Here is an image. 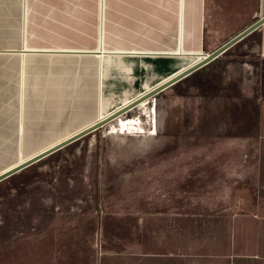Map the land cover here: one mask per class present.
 I'll use <instances>...</instances> for the list:
<instances>
[{
  "label": "rangeland",
  "instance_id": "rangeland-1",
  "mask_svg": "<svg viewBox=\"0 0 264 264\" xmlns=\"http://www.w3.org/2000/svg\"><path fill=\"white\" fill-rule=\"evenodd\" d=\"M179 1L27 0L34 20L27 23L24 42L32 48L61 50L52 52H87L97 50L99 44L105 51L109 47L113 51L120 45H131L142 46L143 51L169 52H116L126 56L114 57V63H136V58L130 55L142 54L137 63L142 64L143 72L106 88L100 107L106 112L105 103L116 102L117 96L133 97L147 87H154L163 78L170 55L175 54L173 59H180L181 63L192 64L199 60V53H208L230 37L212 34L206 25L208 33L204 34L202 45L192 35L190 45L186 44L184 51L178 49V37L174 36L172 44L167 23L169 27L174 23L177 33L182 6ZM6 7L0 1V51L20 42L17 30L8 29ZM262 14L264 5L258 18ZM19 17L14 18L16 26H20ZM212 25L217 29L220 26ZM141 29L161 35L158 38L142 35L140 40ZM254 46L255 40L247 36L208 69H199L134 108L122 118L130 120L125 131H119L112 121L1 181L0 251H6L11 243L28 239L33 250L30 263L37 264L40 230L44 231L45 226L54 229L55 224L62 226L70 221L77 234L71 247L59 242L62 251L90 256L91 244L95 243L96 250L101 251L102 245L117 256L124 242L133 244L136 221L151 210L144 204L136 205L137 194L142 193L139 196L142 199L150 200L151 195L160 198L158 195L167 193L166 189L184 184L192 199L207 198L204 189L214 175L206 174L205 167L209 164L205 161L216 155L238 154L236 148L227 146L237 132L215 130L225 120L221 114L215 115L216 103H221L216 98L232 94L229 92L232 79L223 72L226 67L230 71L233 63L254 60ZM184 52H191V60L182 59ZM224 80L226 84H222ZM17 140L16 133L14 136L0 131V171L41 149L19 147ZM129 264H133V259Z\"/></svg>",
  "mask_w": 264,
  "mask_h": 264
},
{
  "label": "crops",
  "instance_id": "crops-1",
  "mask_svg": "<svg viewBox=\"0 0 264 264\" xmlns=\"http://www.w3.org/2000/svg\"><path fill=\"white\" fill-rule=\"evenodd\" d=\"M0 1L7 4L8 29H16L20 35L17 45L0 51V131L14 136L16 133L19 147L45 149L149 90L151 86L133 97L115 96L116 102L105 103L106 112L100 110L106 88L121 84L122 78L125 83L143 72L142 64L137 63L142 54L130 55L136 58V63H114V57L126 56L116 52L169 53L143 51L142 46L131 45H120L113 51L109 47L105 51L99 44L97 50L87 52L32 48L24 42L27 23L34 20L30 16L32 7L27 0ZM179 3L182 6L177 33L174 23L169 27L168 22L167 35L173 37L172 44L177 36L178 49L184 51L192 35L203 44L204 34L208 33L206 25L212 34L230 36L227 41L258 19L264 0H181ZM19 15L20 26H16L14 18ZM214 23L220 25L218 29L210 27ZM139 33L140 40L142 35L157 38L161 35L153 30L141 29ZM99 35L100 41L101 31ZM248 36L255 40V59L233 63L230 71L226 67L223 73L232 79L229 87L232 94L216 98L221 103H216L215 108V115L221 114L225 119L215 130L237 132L227 146L236 148L238 154L216 155L205 161L209 164L205 167L206 174L214 175L204 189L207 198L192 199L184 184L166 189L167 193L158 195L160 198L151 195L150 200L142 199L139 198L142 193L137 194L136 205L144 204L151 210L136 221L133 244L124 242L117 256H112L102 245L101 251L96 250L95 243L91 244L90 256L62 251L59 242L71 247L77 234L75 226L70 221L62 226L55 224L54 229L45 226L38 236L37 264H116V260L117 264H129L131 259L133 264H264V24ZM190 53L184 52L182 59L191 60ZM170 56L164 76L156 84L190 65L173 59L175 54ZM218 58L200 70L208 69ZM22 240L0 251V264H32L30 241Z\"/></svg>",
  "mask_w": 264,
  "mask_h": 264
},
{
  "label": "water",
  "instance_id": "water-1",
  "mask_svg": "<svg viewBox=\"0 0 264 264\" xmlns=\"http://www.w3.org/2000/svg\"><path fill=\"white\" fill-rule=\"evenodd\" d=\"M264 24V14H262L257 20L252 22L249 26L241 30L239 33L225 41L223 44L218 46L216 49L211 51L210 53H199V60L193 63L191 66L187 67L186 69L178 72L177 74L173 75L166 81L156 85L150 91L144 93L143 95L135 98L133 101L117 109L116 111L112 112L104 119H100L95 123L89 125L88 127L70 135L69 137L59 141L58 143L48 147L47 149L37 153L36 155L28 158L27 160L15 165L14 167L8 169L7 171L0 173V182L13 176L14 174L28 168L29 166L35 164L36 162L46 158L47 156L61 150L62 148L68 146L69 144L79 140L80 138L90 134L91 132L99 129L100 127L114 121L115 119L119 118L123 114H125L130 109L142 104L143 102H147L149 99L155 97L157 94L161 93L162 91L168 89L169 87L173 86L174 84L180 82L190 74L196 72L197 70L201 69L202 67L208 65L210 62L218 58L236 43L243 40L247 37L250 33L258 29Z\"/></svg>",
  "mask_w": 264,
  "mask_h": 264
},
{
  "label": "bare ground",
  "instance_id": "bare-ground-1",
  "mask_svg": "<svg viewBox=\"0 0 264 264\" xmlns=\"http://www.w3.org/2000/svg\"><path fill=\"white\" fill-rule=\"evenodd\" d=\"M156 55V54H155ZM159 55V54H158ZM161 56V55H160ZM195 63V62H194ZM193 64V63H192ZM192 64H190L189 66H191ZM189 66H187V67H189ZM186 67V68H187ZM186 68H184V69H186ZM184 69H182V70H184ZM182 70H180V71H182ZM179 71V72H180ZM178 73V72H177ZM176 73V74H177ZM169 79V78H168ZM167 80V79H166ZM166 80H164V81H166ZM163 81V82H164ZM162 83V82H161ZM160 84V83H159ZM158 85V84H157ZM153 88V87H152ZM151 88V89H152ZM151 89H149V90H147L146 92H148V91H150ZM146 92H144V93H146ZM144 93H142V94H140L139 96H141V95H143ZM139 96H137V97H139ZM136 97V98H137ZM131 102V100L130 101H128L127 103H125L124 104V106L125 105H127L128 103H130ZM143 104H144V102L142 103V104H140V105H138L139 107L140 106H143ZM123 106V105H122ZM123 106V107H124ZM138 106H136V107H138ZM135 108V107H134ZM117 110V109H116ZM111 113V112H110ZM110 113H108L107 115H109ZM107 115H105V116H103V117H100L98 120H100V119H104ZM97 121V120H96ZM95 121V122H96ZM115 122L114 123H116L115 124V127L119 130V131H121L122 132V130H124L126 127V125L127 126H129L128 125V123L130 122V120L128 119V120H123L122 118H118V119H115L114 120ZM132 122H133V120H132ZM135 123V122H134ZM133 124V123H132ZM136 124V123H135ZM135 124L133 125V126H135ZM133 126H131V128L133 127ZM129 128V127H128ZM131 130V129H130ZM114 131V130H113ZM125 131V130H124ZM118 132V131H117ZM74 134V133H73ZM70 136V135H69ZM69 136H67V137H69ZM66 137V138H67ZM65 139V138H64ZM63 140V139H62ZM59 141H61V140H59ZM59 141H57L56 143H58ZM56 143H54V144H56ZM54 144H51L50 146H48V147H51L52 145H54ZM48 147H46L45 149H47ZM45 149H41L40 151H38V152H36V153H40L41 151H43V150H45ZM36 153H34L35 155H36ZM34 154L33 155H31V156H29V157H26V158H22V159H20L18 162H16L14 165H11V166H8V167H6V168H4L3 170H1L0 171V173L1 172H4V171H7L8 169H10V168H12V167H14L15 165H17V164H19V163H21V162H23V161H25V160H27L28 158H30V157H32V156H34Z\"/></svg>",
  "mask_w": 264,
  "mask_h": 264
}]
</instances>
